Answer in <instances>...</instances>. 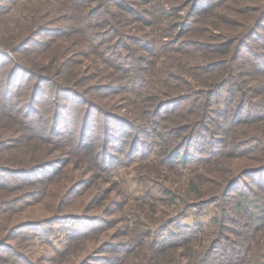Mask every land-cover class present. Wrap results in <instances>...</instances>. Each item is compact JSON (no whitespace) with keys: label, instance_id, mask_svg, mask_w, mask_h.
I'll return each instance as SVG.
<instances>
[{"label":"rangeland","instance_id":"374dc122","mask_svg":"<svg viewBox=\"0 0 264 264\" xmlns=\"http://www.w3.org/2000/svg\"><path fill=\"white\" fill-rule=\"evenodd\" d=\"M192 1L0 0V45L17 48L0 54L1 78L17 67L11 58L41 75L36 96L15 93L13 107L22 113L10 117L0 105V164L40 168L34 180L0 175L9 187L0 189V264H264V229L255 231L232 191L262 198L247 204L252 216L264 209V173L256 171L264 167V0ZM116 32L129 48L119 47ZM224 42L228 54L201 51ZM116 47L133 60V71L145 69L143 86L108 60ZM216 59L226 65L204 68ZM26 82L33 89L34 79ZM188 93L187 103L165 105L185 118L162 117L159 126L186 137L190 129L181 127L206 120L192 162L166 164L162 154L171 145L148 134L134 157L122 153L120 132L148 126L149 97ZM56 125L72 140L53 138ZM52 160L60 164L43 169ZM176 219L202 223L199 236L182 245L174 223L167 235L180 244H163L153 229ZM29 221L37 225L18 226Z\"/></svg>","mask_w":264,"mask_h":264},{"label":"trees","instance_id":"16d2710c","mask_svg":"<svg viewBox=\"0 0 264 264\" xmlns=\"http://www.w3.org/2000/svg\"><path fill=\"white\" fill-rule=\"evenodd\" d=\"M196 1H199V0H193L191 2V5L192 4H196ZM192 6H195V5H192ZM178 24H179V26H183L184 28L186 27V24L184 22L179 21ZM116 34H117V32H116ZM117 37H118V39L116 38L115 41H117L119 39L122 40L119 43H117L120 48L124 49L125 46H126V48H129V46L121 38L120 34H117ZM105 38H103V39H105ZM110 39L111 38L109 37L108 40H110ZM262 41L264 42V40H262ZM92 42L94 43L93 40H92ZM137 42H138V45H141V41L138 40ZM145 43L147 44V42H145ZM9 46L12 47V45H9ZM193 46L196 47V49H200L199 47H201V46H198V45L197 46L191 45L192 48H193ZM3 47L4 46L0 45V54L4 55V57H6V58H7L8 51L9 52H12V51L16 52V50H17L16 47H12L11 50H7L6 48H3ZM119 47H116L115 51H112V53L110 55H108V60L112 64L117 66L116 68L123 69L122 71L126 72L129 81L140 80L142 82L141 86H143V84H144L143 74H145V69H143V67H141V66L140 67L138 66V70L136 69L135 71H133V69L135 68V65L133 64V60L130 59V58H126V56H123L122 52H120L119 49H118ZM230 48H231L230 42H224V43H221V44L209 43V44H207V48L203 47V49H201V51L204 52V53L205 52H212V53H216V52L220 53V52H222L224 54H228L229 51H230ZM4 61H5V59L2 60V62H4ZM10 61L13 62L12 63L13 64L12 67L15 66V65H17V67L16 68L13 67V69L8 70L5 78L4 77L1 78L2 67L3 66L0 68V105H3V103H4L5 107H2V108L8 111L10 117H14L15 113H14L13 110H15V111H18L19 109L21 110L20 106L18 108H14L13 107V102L16 100L15 97H14L16 95L15 93H19V96L23 97L24 92L27 91V89H31L32 94H33V91L35 90V96H36L41 91L40 90V86H41L40 82L41 81L39 82V78H40L41 75L39 74L38 71H36L35 69H33L32 67H30L29 65H27L25 63L14 61V60H12V58L10 59ZM263 61H260L259 63L255 64L254 66L259 69L260 66L263 65ZM226 62H227L226 59L212 60V61H209L206 64V67H204V68H206L207 70H210V71L217 70L218 68H223V66L226 65ZM257 68H254V69L257 71L258 70ZM142 70H144V72ZM130 72H133V73H130ZM263 75H264V72H263ZM28 77L34 79L33 89L30 86V84L26 82ZM53 80L54 79L51 78V79H49V82H50V84L52 86H55V85H53L54 84ZM218 85H220V83ZM65 89L66 90H70V88H65ZM198 92H202V91H198ZM221 93H222V91H220L219 93H214V95H212L213 104L215 102V99L217 97H219ZM3 98H4V100H2ZM191 98H192V94L191 93H188V94H186L183 97H177V98H172V96H171V98H165V99L161 98V97H154V98H153V96L149 97L150 100L155 99V101H153L154 102V110H153L154 112L152 110L145 111V113L148 112V118H149V119L147 118L148 126L137 127L136 125H134L132 128L125 127V129L122 132H120L121 134H119L118 136H119V138H121L120 139V150L122 151V153L124 152L125 155L128 154V156H133L134 157L135 154H137V152L139 151V146H140V143H141L140 137L143 136L144 134L147 137V134H148L150 136V138H158L160 140V142L166 143L167 146L171 145V147H168V148L166 147V149L164 150V153L162 154V158H164L163 160H165L166 164L176 165V164H178V162H182L184 164L192 162L195 159V157H196L195 150H197L199 148V145L196 144L197 141H194V140L197 137L201 136V134H202V131H200L197 128L198 127H204L205 128L206 126L208 127V124L205 123L206 120L205 121H201V120H193V119H191L190 122H188V124H186L184 127H181V128L189 127L191 134L189 133V135L186 136V137H185V135H183L181 133V131H180L181 129L180 128H175V129L174 128H172V129L169 128V129L166 130V125L159 126L160 123L162 122V120H161V119H163L162 117L166 118L169 115H172L173 117H176L177 115L180 114L179 110H176L175 108H174V110H176V111H166V109H165L167 107V106H165L166 104H168V103H176V102H174V100H178L177 101L178 103L179 102H186L187 100H189ZM40 100H41V98H40ZM5 102H6V104H5ZM185 106L186 105H183V107H185ZM170 109H171V107H170ZM189 109H190V107H187L188 112H189ZM231 110L232 109H230L229 107L224 110L225 117L228 116V113H229V111L231 112ZM20 112L22 113L23 111L21 110ZM166 112H167V114H166ZM202 112H201V115H202ZM190 113L194 114L193 110L190 111ZM24 114H26V113H24ZM187 115H189V113ZM21 116H26V118H27V115H21ZM179 116H182L183 118H185L186 115L184 113H182ZM112 117L117 118V120L123 119V118L116 117V116H112ZM124 121L127 122L126 120H124ZM28 122L32 123L33 133L37 132V133H39L42 136L43 139H48L47 138V136H48L47 135V130L45 131V135H44V134H42V133H44V130H41V127H40L39 124H34L32 121H28ZM147 122H146V124H147ZM127 125H128V127L130 126V124L128 122H127ZM163 126H165V127H163ZM63 127H64L63 125H56V126L52 127L53 131H52V129H50V133H51V136H53V138L58 136L57 137L58 139H62V141H65L64 142V145H65L66 143L69 142V140H72V138H71L72 136L67 137V138L60 137L61 133L64 130ZM160 127H162V129ZM92 128H93V126H92ZM122 128H124L123 125H122ZM135 129L138 130L139 137H138V135H136L137 131L135 133H133V131ZM210 135H211V133H210ZM50 138H52V137H50ZM108 138L110 139L109 141L111 142V136L110 135L108 136ZM179 138L181 139V141H179V142L177 141L176 143H174V139H178L179 140ZM86 140H87V137H86ZM91 143L88 146L83 144L84 149H86L87 152L89 151V149H93V146L91 145ZM81 144L82 143L78 142V146H80ZM131 150L134 151L133 154L129 153ZM109 157H110V155L108 153H106V161L104 163L105 168H106V166L108 164ZM59 162L60 161H58V164H60ZM58 164H57L56 161L52 160V161H49V162L42 163L41 166L44 169L46 167H50V166H53V165H57L58 166ZM33 168L34 167L30 166V167H22V168L19 169V168L8 167V166H4V165L0 164V175L3 176V177H6L8 179H16L17 177H20L22 174H27V180H34L35 171H37V169H40V168H36V169H33ZM252 171H254V169H252ZM256 171H259V172L262 171L264 173V167L262 166L259 169H257ZM25 180L26 179H24V181ZM234 180L235 179H233L232 182ZM3 188H9V187H7L6 183L2 182L0 184V189H3ZM232 191L239 192L240 201L238 203V207L240 209H242V210H245L247 214H250V215L247 216V218L252 217V218L255 219L254 221L256 223L252 224V227H255V231L264 229V209H258V211L256 212V214H254V216H252L253 213H251V211H250L251 209L250 210L247 209V206L249 205V201L253 204L255 200L262 201L261 200L262 198H259V196L256 195L255 196L256 199H255L252 196L253 193L250 192V193H248V195H246V194H243V192L240 191L239 189H232ZM210 200H213V201H206V202H203V203L214 202V199H210ZM54 218H57V220L53 219V220H55L54 223L61 222V221H58V219L62 218V217H57L56 216ZM216 218H215V220H216ZM29 222L30 223H28V224L23 223V225L21 224V225H18V226L29 227V226L37 225L36 222L35 223H32L33 221H29ZM170 222H167L165 224H161V225L157 226L156 228H154L153 231H152V233L156 234V236L158 238H162V240H163L162 242H165L163 244H167L168 242H173V240L171 239L173 236H171V238H170L167 235V233H168V230H169V226L170 225L172 226L174 223H178L179 224L178 227H177V231L180 233L179 235L182 237V242H183L182 245L183 244L187 245L190 242V240H192L193 238L198 237L199 233L201 232V229L203 228V224L200 223V222H197V223H194V224L179 223L178 219L171 220ZM250 225L251 224H249V226ZM69 229L72 230L73 226L70 225ZM88 235H86V236H88ZM173 243L175 244L174 246H177V245L180 244V243H178V241L173 242ZM201 262H202V264H208L207 259L203 260ZM106 264H112V262L110 260H106Z\"/></svg>","mask_w":264,"mask_h":264}]
</instances>
